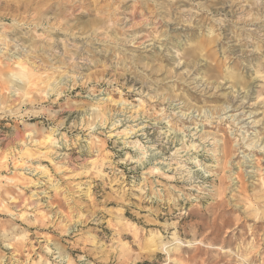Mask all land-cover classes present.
<instances>
[{"label": "clouds", "instance_id": "obj_1", "mask_svg": "<svg viewBox=\"0 0 264 264\" xmlns=\"http://www.w3.org/2000/svg\"><path fill=\"white\" fill-rule=\"evenodd\" d=\"M0 264H264V0H0Z\"/></svg>", "mask_w": 264, "mask_h": 264}, {"label": "rangeland", "instance_id": "obj_2", "mask_svg": "<svg viewBox=\"0 0 264 264\" xmlns=\"http://www.w3.org/2000/svg\"><path fill=\"white\" fill-rule=\"evenodd\" d=\"M121 91H124L123 89ZM121 96L119 93L116 94V96L114 97V99H120ZM123 99H125L126 101H132L133 103H139V98L136 97L135 95H125L123 97ZM123 127V126H121ZM229 127L228 124H225L223 127H220L219 128V132L221 133L222 137L224 139H226L227 141H229V147H230V142H231V137H229L228 135V132H227V128ZM206 130H209V131H215L216 129H206ZM146 131H151L150 129H146ZM138 139L141 140V142L143 143V138L142 137H137ZM150 141L151 142H155V139H156V133H152L151 136L149 137ZM106 146L110 149V146H111V142H106ZM179 147V143L177 142L175 147H172V145L170 144L169 145V148H170V151L165 153L166 155H171V151H175V148ZM157 148H159V145H157ZM89 161H91V166L93 168H95L96 166H99L100 170L101 171H108V168H107V159H100V160H97L94 156L92 157H89L88 158ZM120 159H123V157L121 156ZM117 167L123 172V180L128 182L130 181L133 177L132 175L130 174L129 172V169L125 168L123 164H118ZM166 176H171V171H169L168 173H166ZM10 179H12V177H9ZM142 178V176H141ZM114 179L119 182L120 180V177H114ZM164 177H161L160 180H161V183L164 182ZM177 187H179V184L176 185ZM95 187V185H94ZM111 187L112 185H109L108 186V190L110 191L111 190Z\"/></svg>", "mask_w": 264, "mask_h": 264}]
</instances>
